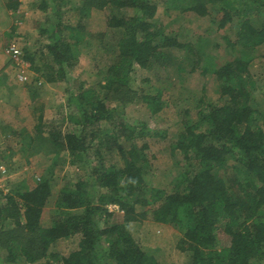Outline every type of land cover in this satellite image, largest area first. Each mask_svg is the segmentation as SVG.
Returning <instances> with one entry per match:
<instances>
[{"label":"trees","instance_id":"1","mask_svg":"<svg viewBox=\"0 0 264 264\" xmlns=\"http://www.w3.org/2000/svg\"><path fill=\"white\" fill-rule=\"evenodd\" d=\"M2 1L11 11L21 3ZM50 1L58 12L64 0ZM48 6L45 0L40 3L43 9ZM75 8L81 16L93 8L107 11V27L120 32L117 51L106 61L98 88L69 90L68 104L75 106L67 118L71 127L46 136L37 124L35 134L25 130L21 134L27 156L48 151L53 158L50 170L33 186L19 182L6 194L0 193V247L6 260L12 264L18 259L28 263L44 259L43 264H157L129 229L130 223L142 221L150 212L153 221L179 228L177 247L186 254L181 264H263L264 111L250 104L258 77L249 72V62L253 49L264 44V20L255 23L264 15V0H190L179 10L181 15L208 16L218 28L236 22V38L229 44H240L242 49L211 70L222 104L200 98L196 118L183 117L184 127L172 146V152L180 153L177 164L182 170L168 189L149 187L145 181L149 167L145 138L160 132H150L145 122L127 119L125 108L138 102L151 115L159 113L177 79L158 70L172 64L170 49H192L178 40L177 30L165 33L158 27L152 20L156 7L148 0H80ZM82 29L79 23L67 27L58 22L46 28L43 48L51 61L50 81L67 78L77 55L81 35L67 41L65 31L77 35ZM199 53L194 52L193 68L203 58ZM259 58L264 83V52ZM134 65L154 71V93L130 85ZM112 149L120 164L107 152ZM62 152L71 165L92 162L93 166L86 179L55 193L53 168ZM219 166L227 168L228 175L217 177ZM244 172L255 181L241 177ZM107 204L123 210L122 222L107 224L112 215ZM136 204L144 211L137 212ZM44 208H52V213L49 224L40 226ZM71 236L79 237L78 247L67 256L48 253L53 243Z\"/></svg>","mask_w":264,"mask_h":264},{"label":"rangeland","instance_id":"2","mask_svg":"<svg viewBox=\"0 0 264 264\" xmlns=\"http://www.w3.org/2000/svg\"><path fill=\"white\" fill-rule=\"evenodd\" d=\"M43 0H21L15 11L5 8L0 0V193L6 194L11 185L24 183L33 186L36 181L50 170L52 152H42L27 156L26 147L21 144V134L27 131L35 134L37 124L48 136L49 132L60 130L62 133L71 127L67 121L68 114L75 112V106L69 105L67 98L69 90L97 87V81L104 75L106 61L117 51L116 39L118 30L107 27V11L91 9L88 15L81 16L75 5L80 0H64L56 11L50 0L48 8L43 9ZM59 1V0H58ZM156 9L152 20L165 33L177 30L180 42L189 44V48L170 49L172 64L159 71L158 74L177 79L172 90L168 91V104L157 114L151 115L141 103L132 102L125 108V116L132 122H145L149 131H159L160 134L148 136L145 141L149 167L145 174V181L149 187L168 189L171 181L182 170L177 164L180 153L172 152V146L177 141L178 134L184 125L183 117L196 118V103L200 98L213 104H222L219 88L212 69L227 61H231L240 52L241 45H231L236 38V22H230L218 28L211 18L186 16L180 14V9L190 0H148ZM54 7V9H52ZM264 15L255 19L256 24L262 23ZM56 22L63 26L80 24L82 31H65L67 41H74V37L81 35L77 55L73 65L69 68L67 78L50 81L51 72L48 66L50 58L45 55L44 44L47 43L46 28ZM73 33V34H72ZM16 45L21 55L18 59L12 57L9 46ZM106 46V51L103 50ZM103 47V48H102ZM103 50V52H102ZM194 52L203 54L198 66ZM264 52V44L253 49V56L249 62V72L257 79V89L250 100V104L264 111V83L259 56ZM208 55L209 58H205ZM106 56V58H105ZM202 56V55H201ZM207 70L202 73L203 69ZM154 71L134 65L130 72V85L146 93H154L157 88ZM23 76L19 79L18 76ZM160 75V76H161ZM108 106L114 103L108 102ZM74 110V111H73ZM186 112L188 114H186ZM263 123V117H259ZM106 128V125L103 129ZM116 164L120 161L115 150L107 151ZM69 156L62 152L56 161L52 174V189L56 193L60 188L79 179H86L93 166L90 164L69 163ZM228 169L219 166L215 170L217 177L228 175ZM255 181L248 173L241 177ZM107 211L112 213L109 225L123 220V210L115 204H107ZM137 212L144 208L136 204ZM52 208H44L40 218V226L49 224ZM129 229L140 246L153 257L157 264H181L186 254L181 252L177 243L181 236L179 228L171 224L155 222L148 212L146 217L129 224ZM78 236L66 237L53 243L48 253L67 256L78 247ZM43 260L28 263L17 260L13 264H43ZM0 264H12L6 260V251L0 247ZM264 264V263H263Z\"/></svg>","mask_w":264,"mask_h":264},{"label":"built area","instance_id":"3","mask_svg":"<svg viewBox=\"0 0 264 264\" xmlns=\"http://www.w3.org/2000/svg\"><path fill=\"white\" fill-rule=\"evenodd\" d=\"M9 51H10L12 57H14L15 59H18L20 57V55H21L20 50L14 44H10ZM18 78L19 79H23V76L20 75V76H18Z\"/></svg>","mask_w":264,"mask_h":264}]
</instances>
